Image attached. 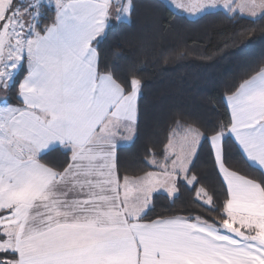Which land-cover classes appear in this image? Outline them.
<instances>
[{"label": "snow or ice", "instance_id": "1", "mask_svg": "<svg viewBox=\"0 0 264 264\" xmlns=\"http://www.w3.org/2000/svg\"><path fill=\"white\" fill-rule=\"evenodd\" d=\"M171 4L246 20L239 40L264 25V0ZM134 11V0H0V264H264V61L228 88L224 118L180 115L161 152L122 171L143 77L101 44Z\"/></svg>", "mask_w": 264, "mask_h": 264}, {"label": "trees", "instance_id": "2", "mask_svg": "<svg viewBox=\"0 0 264 264\" xmlns=\"http://www.w3.org/2000/svg\"><path fill=\"white\" fill-rule=\"evenodd\" d=\"M134 3L129 20L111 26L101 44L110 65L121 71L136 68L143 77L135 138L118 148L121 169L130 173L143 167L148 150L162 151L180 115L206 122L224 118L222 98L228 88L264 61L262 24L253 26L250 39L239 40L237 32L250 27L246 20L231 21L223 13L187 20L159 0ZM197 168L209 171L206 156ZM190 198L182 191L176 207ZM167 203L163 197L158 201Z\"/></svg>", "mask_w": 264, "mask_h": 264}, {"label": "crops", "instance_id": "3", "mask_svg": "<svg viewBox=\"0 0 264 264\" xmlns=\"http://www.w3.org/2000/svg\"><path fill=\"white\" fill-rule=\"evenodd\" d=\"M159 1H161L163 4H165V6H166L169 10H171L173 13L177 14L178 16H181V17H183V18H185V19H187V20H196V19H198V18H196V17L185 16L184 14L179 13L178 10H176V9L172 6V4H171V0H159ZM217 11H218L219 13H223V9H222V8H221V9H218ZM128 20H129V17H128L127 20H122L121 22H127ZM134 138H135V132H133V133L131 134V137H130L129 139H126V140L122 139V140L120 141L119 147H121V146H127V145L131 144L132 141L134 140ZM180 138H181V133H180V132H177V133H176V136H175V141L178 142V141L180 140Z\"/></svg>", "mask_w": 264, "mask_h": 264}, {"label": "rangeland", "instance_id": "4", "mask_svg": "<svg viewBox=\"0 0 264 264\" xmlns=\"http://www.w3.org/2000/svg\"><path fill=\"white\" fill-rule=\"evenodd\" d=\"M160 2H161V1H160ZM164 5H165V4H164ZM127 19H128V18H125L124 20H127ZM119 22H121V21H119ZM116 23H118V22H113L111 26H113V25L116 24ZM111 26H110V27H111Z\"/></svg>", "mask_w": 264, "mask_h": 264}]
</instances>
